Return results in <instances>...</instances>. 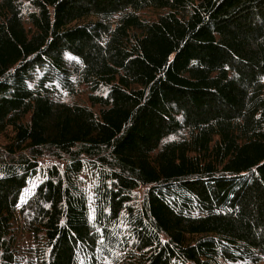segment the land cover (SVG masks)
Returning <instances> with one entry per match:
<instances>
[{"label": "trees", "instance_id": "trees-1", "mask_svg": "<svg viewBox=\"0 0 264 264\" xmlns=\"http://www.w3.org/2000/svg\"><path fill=\"white\" fill-rule=\"evenodd\" d=\"M0 264H264V0H0Z\"/></svg>", "mask_w": 264, "mask_h": 264}, {"label": "rangeland", "instance_id": "rangeland-1", "mask_svg": "<svg viewBox=\"0 0 264 264\" xmlns=\"http://www.w3.org/2000/svg\"><path fill=\"white\" fill-rule=\"evenodd\" d=\"M84 175L85 177L87 178V181H88V189H89V199L90 201H92V208L93 209V195H94V192H93V188H94V178L92 177L91 175V171L90 169H85L84 170Z\"/></svg>", "mask_w": 264, "mask_h": 264}]
</instances>
